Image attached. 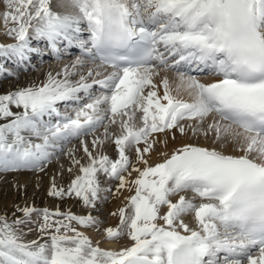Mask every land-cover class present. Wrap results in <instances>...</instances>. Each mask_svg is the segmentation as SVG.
I'll return each instance as SVG.
<instances>
[{
  "label": "snow or ice",
  "instance_id": "snow-or-ice-1",
  "mask_svg": "<svg viewBox=\"0 0 264 264\" xmlns=\"http://www.w3.org/2000/svg\"><path fill=\"white\" fill-rule=\"evenodd\" d=\"M0 2L4 34L15 41L0 44V57L23 64L49 52L60 59L81 51L42 85L0 94V120L7 121L0 124V171L39 168L62 143L80 139L88 163L70 151L81 174L66 190L53 182L50 196L74 194L95 208L100 192L110 191L101 188L99 174L118 180L117 191L126 185L135 191L119 209V227L105 230L108 239L127 235L130 247L94 245L73 224L94 226L91 215L24 207L23 219L0 215V264H264V0H67L75 12L63 14L52 0ZM184 66L210 70L214 79L202 82ZM161 71L175 74L173 82L161 79L163 95L154 83ZM81 93L90 102L59 111V102L79 104ZM101 127L104 137L94 136L92 148L111 138L114 161L94 155L81 139ZM188 131L219 147L184 144L148 165L145 155L167 144L154 134L175 139ZM228 145L240 154H227ZM132 172L137 176L129 181L124 174ZM33 213L42 217L41 236L26 241L23 228Z\"/></svg>",
  "mask_w": 264,
  "mask_h": 264
},
{
  "label": "rangeland",
  "instance_id": "rangeland-1",
  "mask_svg": "<svg viewBox=\"0 0 264 264\" xmlns=\"http://www.w3.org/2000/svg\"><path fill=\"white\" fill-rule=\"evenodd\" d=\"M1 4L3 5V8H2V12H3L5 10V6L2 2H1ZM60 5H61V0H52V7H53L54 11L60 12L62 14L66 13V12L67 13L75 12V9L72 8L70 4L67 3V0H65V6L64 7H61ZM3 34H4L3 31H2V34L0 31V40H1L0 44L15 43V41L9 37H7L8 38L7 42L2 41L4 38ZM84 36L85 37L87 36L86 32L84 33ZM32 45L35 47L44 48L45 42L33 40ZM70 51H71L70 55H64L60 59H57L53 54H51L49 52V54L44 55L42 58L38 57V56H33L29 62H25L23 64H17V62L15 60H9L5 57H0V66H2V68H3V71L0 72V94H6L8 92L16 91L18 89L26 88L29 86H34L35 85L34 82H36V78L43 80L46 77H48V74L51 73L52 70L56 71L58 63H62L64 66L65 64H69L72 60H74L76 58V56L81 55V51L77 48H73ZM87 63H88L89 67L94 66L91 64L90 61H88ZM97 63H98V61H97ZM183 68H185V71L189 72V74H191V75H197V74H206L207 75V74L211 73V72H209L210 70H208V71L207 70L196 71L194 69L189 70L188 66H184ZM82 71L86 72L87 68L83 69ZM9 72H11L12 75H8ZM57 72H60V71H57ZM56 73L53 76H55ZM100 78H102V77H100ZM70 79L73 82H75L76 80L79 79V76L78 75L73 76V77H70ZM101 91H103V90L100 89L98 85H94L93 90H92L93 95H99L101 93ZM80 95H81V100H80L79 104H77L75 102H71V101L59 102L57 105L59 111L62 114H64L65 112L72 113L74 109L82 107L85 103L90 102L88 97L85 96L83 93H81ZM13 111H20V109L13 108ZM137 117H139V114H137ZM45 119H47V117H45ZM55 119L56 118L53 117V122H55ZM6 122L7 121H5V120H0V124L6 123ZM138 122H139V119L137 118V123ZM105 123H107V121ZM110 131L112 133H115V132L118 133L119 128L117 125H112L110 127ZM94 136H100L101 138H103L104 137L103 127L99 128L96 133L89 134V135H87L81 139H84L89 145L90 141L93 140ZM32 139L36 143L41 142L39 140H36L35 137H33ZM197 139L198 138H194L195 144L198 143ZM106 141L109 142L108 146H111L110 147L111 150L108 151V153H109L108 157L114 161L117 159L116 147L114 145H112L113 140L111 138L107 139ZM80 145H81L80 139H72L70 142L62 143L61 147L54 151V154L50 157V159L47 162H44L41 165V167H39V168H32V170L37 169L38 173L40 175H45V173L48 171V167L52 163H54L55 161L58 163L60 162V164L62 163L63 164V165L61 164L62 165V167H61L62 171L58 174V180L59 181H57V182H59V183L56 182V184L58 185L57 188H63L66 190L68 188V186L70 185V181H72L73 178L76 177V174L74 172L76 165H73L72 157L69 155V152L71 151V153L74 155V157L76 159L80 160L81 154L83 152V148ZM131 161H132V159H131ZM69 168L72 169L71 172L68 171ZM21 170L26 171L28 169H21ZM21 170H19V171H21ZM32 170H30V171H32ZM11 172L12 171H8V172H6V174L9 175V173H11ZM124 175L126 177V174H124ZM61 177L63 178V180ZM99 180L101 183V188L102 189H110V191L102 190L99 194L100 199L96 202L95 208L87 207L86 211H85V209H83L82 212L79 211V205H77V204H78V202L79 203L81 202V204L83 202L79 198L75 197L74 194L72 196L65 195L63 197L53 196V197H49L51 199H47L46 201H41L37 204H34V203L29 204L27 202L30 198L29 196L31 194H34V192H37L35 194H38V192H40V190L38 191V188H40L39 186L37 189L36 188H34L32 190L28 189L25 192L24 197L15 198L13 195L12 189L8 188L9 191L7 190L8 193H6L5 191L1 190L2 188L0 185V193H1L0 194V205L3 204L2 206L4 207V209H2V210L0 209V215L8 217L9 222H11L12 220H15L17 218H20V219L24 218L23 212L20 211L21 212L20 213L18 211V209H23L24 207H34L38 210L47 208L52 212L56 211L54 209H57L60 212H64V211H65V213L71 212L72 214L77 215V216L91 215L93 218H95L96 220H98L100 222V225L102 227L108 226L107 221H109L110 210L113 208V200L116 197L117 188H119V181L116 179H109L108 177H106L103 174H99ZM64 183H66V185ZM60 184H62V186ZM6 188L7 187L4 186V190H6ZM76 202H77V204H76ZM48 204L53 205L54 209L49 208ZM165 210H166V208H165ZM33 214L35 216H34V218L31 217L32 222L29 223L27 227L23 228V231L25 233L23 238L26 241L37 240L41 236V233L38 231V227H39V223L42 221V217L37 215V213H33ZM73 224L77 228V230L80 232L85 230L84 232L90 231V232L94 233L95 236H96V234H97V236H98V234L100 235L101 230L99 228V225L94 226L92 229L91 228L88 229L87 227L85 229V227H83V226L76 225L75 222H73ZM29 228H31L32 230L28 231ZM121 237L118 239V242L116 241L118 244L117 246H119V247H121L123 245V243L127 241L126 239L121 240L122 239ZM27 238H30V239L27 240ZM45 239H47V237H45ZM41 242H43V241H41ZM94 245H95V243H94Z\"/></svg>",
  "mask_w": 264,
  "mask_h": 264
},
{
  "label": "bare ground",
  "instance_id": "bare-ground-1",
  "mask_svg": "<svg viewBox=\"0 0 264 264\" xmlns=\"http://www.w3.org/2000/svg\"><path fill=\"white\" fill-rule=\"evenodd\" d=\"M2 8L3 5L0 2V13H2ZM0 31L2 34V31L4 33V29L2 26V22H0ZM4 37V38H3ZM3 40L4 42L8 41V36H6L5 34H3ZM1 41V40H0ZM3 42V43H4ZM57 69L56 71H51L52 75H54L57 71H61V69L63 68V64L62 63H58L57 64ZM182 71H185V68H181ZM110 71V69H109ZM186 72V71H185ZM210 72V71H209ZM167 75L169 77L170 82L175 81V74L172 72H163L161 71L159 76L154 77V83L158 86V93L160 95H163V88L160 87V81L163 78V76ZM196 76L198 79H201L202 82H211L212 79H214V77L211 75V73L209 74H197L194 75ZM46 77L45 79L41 80L36 78V82L34 86H39L42 85L43 83H45L47 81ZM172 87L175 88V83H172ZM147 91V89H146ZM175 91H173V95H175ZM181 98L182 99H189V97H187L186 94H181ZM139 114V113H138ZM182 123H190L189 121H182ZM194 123V122H191ZM139 124V122H138ZM115 132V131H114ZM116 135L119 134V132H115ZM156 137L159 138V140L163 141V140H167V144L164 143H158L154 146V149L151 153L146 154L145 155V159L148 160V165L149 166H155L156 163H160L163 162V159L165 158L164 156L161 155V153H168V155L170 156L172 154V152L177 149L182 147L184 144H195L194 142V138H198V145L200 146H205V147H219L217 144H214L211 138L205 139L203 136H193L191 134L190 131L187 132L186 135H180L178 132L175 133V139H172V134L171 133H158V134H154ZM83 138V137H82ZM103 139V138H102ZM151 139V138H150ZM196 140V139H195ZM109 142H107L105 140L104 144L98 148L93 149L92 148V140L90 141V144L88 145L90 147V149L93 151L94 155H99V154H104L108 156V151L111 150V146H108ZM112 145L115 146L114 142H112ZM81 146V145H80ZM116 147V146H115ZM140 147H143V144L140 145ZM224 151L227 154H234V155H239L240 153L237 152H233V149L231 147V145H228L224 148ZM126 154L129 156L130 159H132V163L136 166L139 167L141 169H143L144 165L140 164L137 162L136 160V153L134 150L132 149H127L126 150ZM117 159H118V152L116 155ZM80 161L82 164H87L88 163V158L85 155L84 152H82L81 154V158ZM62 164V163H61ZM60 164V162H54L52 163L49 167H48V171L45 173V175H40L38 173V170H32V168L30 170H26V171H12L11 173H9V175L6 174V172L0 171V185H1V190L5 191L6 193L8 188L13 190V195L15 198L17 197H24L25 196V192L29 189H34V188H38V186L40 188H38V191L40 190V192H38V194H35L37 192H34V194H31L29 197V200L27 201L29 204H37L41 201H46L47 199H51L49 197H53L49 195V190L51 189L53 182L59 181L58 180V174L62 171L61 167L62 165ZM76 176L80 175L81 173L79 172V166H75V170H74ZM126 174V179L131 181L133 179L136 178L137 173L132 172V175L129 176L127 173ZM10 176V177H9ZM62 178V177H61ZM74 179V178H73ZM63 180V178H62ZM65 182V181H64ZM59 183V182H57ZM63 183V182H62ZM71 183V181H70ZM66 185V183H64ZM57 185V184H56ZM62 186V184H60ZM4 186H6V190H4ZM58 187V185H57ZM130 185H126L124 188L119 189V191L116 192V197L113 200V208L110 210V216H109V221H107L108 226H101L100 222L98 221V223L94 226H98L101 230L100 235L96 234V236L94 235V233L92 232H84L85 230H83L82 232L88 236L92 241L93 244H97L99 245V247L105 249V250H112V251H120L122 248L125 247H130L132 245V241L128 238V236L124 235L122 236L121 240L126 239L127 241L123 243V245L121 247L117 246V242L118 239H108L107 235H106V229L109 227L112 228H116L119 227L120 225V217H119V209L120 208H127L128 207V198L132 195L135 194L134 188L132 191H129ZM118 189V188H117ZM9 191V190H8ZM1 194V193H0ZM3 194V193H2ZM10 194V193H9ZM30 194V193H29ZM40 194V195H39ZM8 195V194H7ZM191 195V194H189ZM9 196V195H8ZM178 197H174L173 200L175 201V199H177ZM50 201V200H49ZM77 204V202H76ZM3 205V204H2ZM0 205V209H4V207ZM79 205V211L82 212L83 209H87V207H84L83 203L81 204V202L78 204ZM22 206V205H21ZM49 208L54 209L53 205H49ZM56 208V207H55ZM57 211V209H54ZM67 210V209H66ZM50 211V210H49ZM165 210V208H161V212L163 213ZM20 212V211H19ZM21 213V212H20ZM65 213V211H64ZM113 213H116V215H113ZM34 214H32V217L34 218ZM186 222L190 224V226L195 227V224L193 222V217L192 216H188L185 218ZM42 221L39 223L41 224ZM31 225V224H30ZM92 227H87L89 228H93ZM86 229V227H85ZM82 230V229H81ZM126 231V229H125ZM30 238H27V240ZM99 241H98V240ZM97 241V242H96ZM117 241V242H116Z\"/></svg>",
  "mask_w": 264,
  "mask_h": 264
}]
</instances>
